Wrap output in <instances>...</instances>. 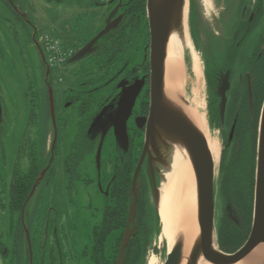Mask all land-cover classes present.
<instances>
[{
	"label": "flooded vegetation",
	"instance_id": "flooded-vegetation-1",
	"mask_svg": "<svg viewBox=\"0 0 264 264\" xmlns=\"http://www.w3.org/2000/svg\"><path fill=\"white\" fill-rule=\"evenodd\" d=\"M188 2L190 36L204 62L207 124L221 142V158L216 168L219 172L215 175L217 242H220V227L230 222L233 236L240 240L249 223L238 203L248 202L255 194L258 133L264 102V0H211L217 9L214 32L203 28L206 12H202L200 2ZM1 5L17 22H22L23 33L29 35L32 29L34 41L36 27L23 15L16 0H0V10ZM90 8L93 16L97 9H102L106 16L99 33L107 25L111 28L80 59L71 60L98 34L80 48L70 47L72 53L58 67L77 64L66 75H53L56 67L52 66L47 75L38 49L41 78L31 84L32 89L38 86L41 91L36 101L31 100L27 129L15 137L8 129L11 120L8 106L0 97V234H5V240L0 235V264H34L31 240L35 231L44 233L41 246L45 250L50 232L53 243L57 241L60 245V227L71 229L64 203L67 198L74 202L84 190L93 197L95 190L103 198L98 223L93 227V243L80 253L88 255L92 264L93 257H97L94 234L109 230L106 224L110 216H123L126 192L132 189L133 174L145 147L150 122L152 12L149 0H91ZM194 25L197 33L193 31ZM43 52L47 60L44 49ZM126 92H131L134 99L126 112L128 142L124 144L117 136L116 121ZM150 162L158 184L161 181L160 157L151 146L138 173L139 194L151 177ZM221 175L224 208L218 221L216 205ZM56 200L59 207L54 204ZM52 212H55L53 218ZM120 223L111 232H121ZM219 248L222 249L220 245ZM72 253L70 256L74 258L76 254Z\"/></svg>",
	"mask_w": 264,
	"mask_h": 264
},
{
	"label": "rangeland",
	"instance_id": "rangeland-1",
	"mask_svg": "<svg viewBox=\"0 0 264 264\" xmlns=\"http://www.w3.org/2000/svg\"><path fill=\"white\" fill-rule=\"evenodd\" d=\"M198 1L200 2L202 12H206L204 14L205 24L203 23V28L207 32H214L217 29L216 25H214V19L217 13L216 7H214L211 0ZM205 1L210 2L209 5L205 4ZM16 2L25 16L37 28L36 38L40 41L42 48L44 45L46 49L50 45L49 41H58V39L66 48L71 46L73 48H80L85 41L95 37L99 33L106 17L105 14H102V9L94 10V16L92 15V8H90L91 0H60L54 2H48L47 0H16ZM204 7L208 8V11H205ZM1 8L0 97L6 101L8 106L11 116L8 129L12 130L11 135L15 137L17 133L21 134L27 129L28 111L31 100L36 101V96L38 97V92L41 91L38 86L32 89L33 84H31L32 81H37V79L41 78V63L39 61L38 47L31 38L32 29L29 31V35L23 33L22 22L20 20L17 22L6 11L3 5H1ZM190 38L192 40L191 36ZM193 46L194 49L192 50L187 44L183 47V55L180 58L181 74L179 75V94L189 109L194 112L206 114L207 86L204 77V62L201 52L194 44ZM196 54L199 56L202 66L199 75L193 68ZM51 57L54 60L52 67H56L52 70L53 75L56 76H59V74L66 75L71 70V67L77 64L73 63L63 68L58 67L60 64L59 59L56 60L54 58V53ZM200 107L202 108L200 109ZM159 165L163 173L165 166L162 163ZM218 172L219 168L216 174ZM222 176L219 180L218 187V204L219 202L221 204L219 208L218 204L216 205L218 221L223 215ZM163 179L164 177L162 175L159 184L160 190ZM151 196L153 197L152 190ZM68 200L69 198H67L64 205H67V223L71 222V229L63 226L60 227L58 234L60 245L57 244V241L53 243V234L50 232L46 250L41 246L45 238L44 233L38 234L35 231L31 240L34 264H41V262L43 264H61L62 262L63 264H92L88 255H80V253L85 248H89L93 243V227L98 223L103 198L96 194L95 190L94 197L88 191L84 190L83 195L78 197L74 202ZM54 204L59 207L60 202L56 200ZM54 213L52 212V218L55 216ZM2 236H4L3 240H5V234H2ZM241 240L239 242L237 241L231 250H237L242 245ZM164 245L165 241L161 237V234L157 235L151 244L145 264H148L153 257L156 258L154 264H164L169 251L168 247L166 250L164 249ZM219 245L222 247L221 250L228 252L226 248H223L222 242H219ZM154 247H157L158 250H154ZM71 252H73L72 254H76L74 258L70 256Z\"/></svg>",
	"mask_w": 264,
	"mask_h": 264
},
{
	"label": "water",
	"instance_id": "water-1",
	"mask_svg": "<svg viewBox=\"0 0 264 264\" xmlns=\"http://www.w3.org/2000/svg\"><path fill=\"white\" fill-rule=\"evenodd\" d=\"M152 15V40L154 53L153 83H152V105L150 122L148 125L145 147L135 168L132 182V199L129 208L126 230L121 243L117 264H123L124 252L136 230V213L139 200L138 173L148 156L150 147L155 148V154L160 157L161 163L166 166L165 150L168 147V136L181 139L187 146L193 159L197 186H198V224L200 229L199 244L193 247L187 259V264H197L200 257L212 264H234L247 255L259 244L264 243V102L261 110L258 144L257 165L253 222L250 234L245 244L234 253H227L219 248L215 227V175L216 168L208 143L204 135L186 118L173 107L167 104L164 92V64L167 53V43L172 29H179L182 16L179 7L184 8L185 0H149ZM25 15V14H23ZM29 21V20H28ZM111 28L107 25L98 35L84 46L71 60H77L90 52L91 47L98 38ZM37 29H34V41L47 67V75L50 73V65L45 60V55L40 41L36 38ZM134 97L126 92L120 103V111L116 121V133L125 144L128 142L126 113L132 107ZM130 100V101H129ZM50 101L53 119L55 121V107L53 88L50 87ZM160 144V146H158ZM102 143L97 153L100 162ZM151 162L149 163V165ZM150 165V183L152 181V192L154 201L159 211L161 190L156 180L155 173ZM163 175V173H162ZM164 176V175H163ZM162 185V182H161ZM160 214V213H159ZM32 259V256H31ZM32 261V260H31ZM183 241L177 240L173 248L167 253L164 264H182ZM264 264V263H263Z\"/></svg>",
	"mask_w": 264,
	"mask_h": 264
},
{
	"label": "bare ground",
	"instance_id": "bare-ground-1",
	"mask_svg": "<svg viewBox=\"0 0 264 264\" xmlns=\"http://www.w3.org/2000/svg\"><path fill=\"white\" fill-rule=\"evenodd\" d=\"M157 2L159 0H156ZM187 3V0H185ZM205 4L209 5L208 1ZM182 16L179 29H172L164 64V92L166 102L194 125L206 138L215 168L221 158V142L217 133H212L208 127L206 114L194 112L182 101L179 94L180 58L183 47L187 44L194 49L188 26V5L179 7ZM194 71L201 72L200 58L196 54L193 64ZM202 107H200L201 109ZM166 166L163 172L159 213L161 219V237L166 248L171 250L177 240L183 241V261L187 259L193 247L199 244L200 229L198 224V186L193 159L186 144L176 137L168 136V147L165 150ZM156 258H151L148 264H154ZM264 243L257 245L246 257L234 264H263ZM197 264H212L200 257Z\"/></svg>",
	"mask_w": 264,
	"mask_h": 264
},
{
	"label": "trees",
	"instance_id": "trees-1",
	"mask_svg": "<svg viewBox=\"0 0 264 264\" xmlns=\"http://www.w3.org/2000/svg\"><path fill=\"white\" fill-rule=\"evenodd\" d=\"M47 1L53 2L60 0ZM193 31L197 33L195 25L193 27ZM151 190V183L149 179L144 190H141L139 194L137 215L135 218L136 230L130 238V241L124 252L123 264H145L147 261V254L154 238H156L157 235H160L161 233V219L154 198L151 196ZM131 199L132 189L126 192V199L124 202V206L122 207L123 216H110V218L108 219V223L106 224L107 227H109V230L94 234V241L97 242L95 248L97 257H93L94 264H117L121 243L125 233L123 230L125 229L126 222L128 220ZM222 204L224 208V201ZM238 204L243 210H245L249 223L248 231L245 233V235H243L241 240V243L244 245L246 240L248 239L252 227L254 198H250L248 202H239ZM111 220L112 224L110 223ZM119 222H121L120 224L123 227V230L119 233L111 232V228H118ZM231 224V222L222 224L219 230L220 242H222V245L224 246L223 248H226L228 252L235 251L234 249L231 250V248L235 246L237 241L239 242V240L233 236V229L231 227ZM153 249L158 250L157 247H154ZM164 249H167L166 245H164Z\"/></svg>",
	"mask_w": 264,
	"mask_h": 264
},
{
	"label": "built area",
	"instance_id": "built-area-1",
	"mask_svg": "<svg viewBox=\"0 0 264 264\" xmlns=\"http://www.w3.org/2000/svg\"><path fill=\"white\" fill-rule=\"evenodd\" d=\"M49 44L48 45V49H46V52L48 54V61L49 63L52 65L54 60L53 58L51 57V55H53L54 53V58L57 60L59 59V63L64 59L66 58L68 55H70L72 53V48H64L60 42V40L58 39L57 40H52V41H49ZM49 52V53H48ZM50 55V56H49Z\"/></svg>",
	"mask_w": 264,
	"mask_h": 264
}]
</instances>
